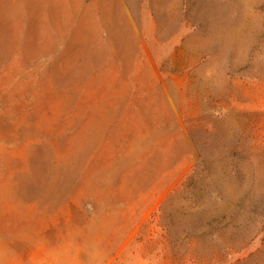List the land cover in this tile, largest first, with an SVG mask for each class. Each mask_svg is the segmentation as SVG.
I'll list each match as a JSON object with an SVG mask.
<instances>
[{"label": "rangeland", "instance_id": "1", "mask_svg": "<svg viewBox=\"0 0 264 264\" xmlns=\"http://www.w3.org/2000/svg\"><path fill=\"white\" fill-rule=\"evenodd\" d=\"M0 264H264V0H0Z\"/></svg>", "mask_w": 264, "mask_h": 264}]
</instances>
